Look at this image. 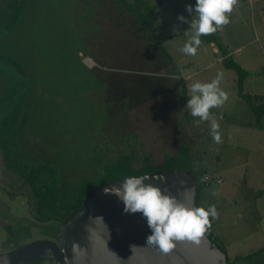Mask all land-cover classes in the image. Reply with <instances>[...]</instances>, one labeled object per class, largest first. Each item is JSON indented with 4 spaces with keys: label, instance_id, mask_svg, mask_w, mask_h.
I'll use <instances>...</instances> for the list:
<instances>
[{
    "label": "rangeland",
    "instance_id": "obj_1",
    "mask_svg": "<svg viewBox=\"0 0 264 264\" xmlns=\"http://www.w3.org/2000/svg\"><path fill=\"white\" fill-rule=\"evenodd\" d=\"M254 1L236 0L226 13L229 23L217 34L228 55L254 72L245 78L244 92L264 100V0ZM146 3L152 6L147 21L118 0H33L11 28L10 40L24 55L35 90L28 94L24 78L21 85L6 82L1 73L9 78L15 70L1 61L0 116L13 109V97L24 85L32 116L17 136L18 158L23 168L40 160L55 167L69 197L81 181H99L105 165L118 157L131 153L133 167L140 168L146 161L161 163L188 143L196 172L210 176V188L200 179L204 201L215 199L214 233L230 258L247 255L264 245V115L255 127L237 95L236 73L223 66L215 43L200 40L194 56L181 51L193 35L194 17L186 9L195 0H137L135 7L144 11ZM76 48L89 53L77 58ZM103 60L125 76L116 87L106 89L109 82L98 77ZM83 65L98 75L87 77ZM218 73L228 99L201 121L191 115L182 87L190 98L194 82L209 83ZM212 120L219 124V143L210 134ZM10 182L20 190L18 180ZM3 197L14 215L29 217L21 196ZM32 228L30 236H10L9 242L43 236V229ZM6 229L0 227V243L7 240Z\"/></svg>",
    "mask_w": 264,
    "mask_h": 264
},
{
    "label": "trees",
    "instance_id": "obj_2",
    "mask_svg": "<svg viewBox=\"0 0 264 264\" xmlns=\"http://www.w3.org/2000/svg\"><path fill=\"white\" fill-rule=\"evenodd\" d=\"M120 1L121 5L127 6L129 3L126 0H118ZM134 4L129 5L130 8L126 10L131 13L133 16L145 15V20L147 21L150 16L146 17V15H150L148 11L152 9V6L148 3L145 4V9L142 11L135 7V3L137 0H133ZM132 1V2H133ZM261 1L255 0L253 3L260 5ZM21 12V7L17 5L16 7V15L11 20V26L16 24L19 21V15ZM7 20V16L4 10L0 9V44L2 43V35L5 33V30L2 29L3 23ZM150 21V19H149ZM70 28V27H69ZM96 28V27H95ZM11 33V32H10ZM10 39V37H9ZM13 39L10 40L11 49L13 50V45L15 41ZM200 40L203 43H215L221 52L223 59L222 64L225 68L234 70L236 73V88H237V95L239 98L246 104L247 108L250 110L253 118H254V125L255 127L260 128L261 119L264 115V100L260 95H251L249 93L244 92L243 90V83L247 76L253 74L254 72L248 70L238 64L232 55H228L227 51L224 49L223 45L219 42L217 31L211 33L209 35L201 36ZM78 42V41H76ZM89 52L85 48H76L75 57L79 58L78 55L84 54L87 55ZM22 53L19 51L11 53V55L7 56L3 53V50H0V62L4 61L8 63L12 68H14L15 72L11 75L15 80L21 81L20 84H23L22 78H24L26 84L29 89V95L33 94L35 90L34 81L29 80L28 74V64L26 59L21 57ZM103 65H98V69L101 73L97 74V69L95 71H89L87 67L83 65L84 68V75L88 76H97L101 77L109 85L106 86V89H109L110 86L116 87L115 81L117 78L119 80H123L125 77L122 76L120 72V68L117 71L116 67L107 66L110 63L104 62ZM25 62V63H24ZM83 64V63H82ZM110 68L113 70L106 69ZM107 70V71H106ZM128 75V74H127ZM27 76V77H26ZM20 79V80H19ZM24 85L22 86V92L25 90ZM15 95L12 100L13 109L8 113L5 114L4 117L2 115L0 121V145H2L4 150V155L7 159V167L10 170L15 172H19L25 182L33 192V197L31 198V204H34L37 211H39L40 218L43 221L56 219L59 223H63L68 219V217L78 210L85 200L86 197L91 195L92 191L104 184L110 183L112 181L121 179L127 176H139L143 174H156L165 170L169 169H182L189 173L193 179L195 180L196 186V207H201L200 201L202 199V192L203 188L205 187L204 183L200 179V177L204 176L206 183L209 182L210 176L203 175L205 170L201 172H196L194 168V161L190 156L191 148L190 145L184 142L178 151L172 155L165 156L163 161L159 164H153L150 161H146L145 164L140 168H134L132 165L133 162V155L128 153L121 157H118L114 161L106 164L104 167L103 176L100 177L99 181L92 182L90 180H83L77 186L74 194L69 197L66 195L63 188L60 186L58 178V172L55 167L51 166L49 163H45L44 161H39L37 164H32L30 166H26L25 168L22 167L20 163L14 161L10 149L16 148L18 145L16 144L17 136L19 137L20 133L24 131L26 125L30 122L32 116V104L28 102L30 98L28 96H24L22 94ZM115 94V92H113ZM182 96H184L185 101L190 99L186 97V89L183 85ZM31 101V99H30ZM20 118V120H19ZM14 145V147H13ZM15 162V163H14ZM200 163V161H198ZM201 164V163H200ZM202 165V164H201ZM205 183V184H206ZM206 187L209 186L207 183ZM59 230V229H58ZM208 238L216 244L219 249L225 254L226 264H264V245L257 250L250 252L247 255L241 256L236 255L233 258H230L223 245L219 242V237L208 227L205 229Z\"/></svg>",
    "mask_w": 264,
    "mask_h": 264
},
{
    "label": "water",
    "instance_id": "obj_3",
    "mask_svg": "<svg viewBox=\"0 0 264 264\" xmlns=\"http://www.w3.org/2000/svg\"><path fill=\"white\" fill-rule=\"evenodd\" d=\"M145 181L166 194L196 207V182L182 169H169ZM131 177V176H127ZM125 177L95 188L71 218L61 224L57 242L37 239L0 255V264H141L140 256L151 234L142 213L125 211L123 201L106 189L118 187ZM136 247V248H134ZM134 248V249H133ZM151 264H226L225 254L204 231L199 243L178 242L167 255Z\"/></svg>",
    "mask_w": 264,
    "mask_h": 264
},
{
    "label": "clouds",
    "instance_id": "obj_4",
    "mask_svg": "<svg viewBox=\"0 0 264 264\" xmlns=\"http://www.w3.org/2000/svg\"><path fill=\"white\" fill-rule=\"evenodd\" d=\"M236 0H195L194 6L187 7L192 14L190 28L193 30L191 39L185 43L181 51L188 56L196 55L200 45V37L209 35L229 23L226 13L231 12ZM184 21L185 17H179ZM188 22V21H187ZM220 74L209 83L194 82L191 85V97L186 106L193 117L201 121L209 120V110L222 105L227 99V93L219 88ZM219 124L212 120L210 134L219 143ZM149 176L125 177L118 187L106 189L119 197L126 212L142 213L146 218L151 234L146 238V246L140 256L141 264H151L159 255L169 254L178 242L190 241L199 243L209 217L215 218V207H193L179 201L176 197L166 194L159 187L145 183ZM136 248V247H134ZM133 248V249H134Z\"/></svg>",
    "mask_w": 264,
    "mask_h": 264
},
{
    "label": "flooded vegetation",
    "instance_id": "obj_5",
    "mask_svg": "<svg viewBox=\"0 0 264 264\" xmlns=\"http://www.w3.org/2000/svg\"><path fill=\"white\" fill-rule=\"evenodd\" d=\"M32 1L33 0H0V9L2 8L7 16V20L2 25V29L5 30V33L2 35L3 37H2V43L0 44V50L2 49L3 53L7 56L11 55V52L12 53L17 52V51L21 52V50L11 49V45L9 44L10 43V39H9L10 32H11V28L14 29L15 26L19 24L22 16L25 13V9L28 8V6L30 5ZM17 5L21 7L19 21L16 24L11 26L10 23H11V20L16 15ZM70 18L68 16L66 20L68 21ZM21 57L23 58V61H24L25 58H24L23 53ZM1 77H3L4 80L6 79V82H7V79H9V81L10 79H12L13 82H16L18 85H21L20 84L21 81L15 80L13 77H10V76L8 78V76H6L5 73H1ZM20 92H22V87L19 89L18 94ZM1 118H0V121H1ZM12 149H10V153L14 161L17 163H20L23 166L24 160H21L18 158L19 151H17V148L15 147ZM20 175L21 174L19 172L10 170L9 167H7V159L4 155L3 147L2 145H0V179H2L3 181L4 180L8 181V183L5 182L4 184H0V227H3L4 229L5 228L9 229V231L7 232V240H5L3 243H0V255L8 253L16 249L20 245L30 243L37 239H45V240H50L52 242H57L56 241L57 234H58V231H59L58 229L60 225L67 222L73 215L72 213L66 221H64L63 223H59V224L56 221V219H51V220H46V221L41 220L39 211H37L34 204H31V198L34 196L33 192L30 189V187L27 184H25V182L23 181ZM12 179H14V181L18 180L20 190H17L16 189L17 187L13 185L12 182H10ZM3 196H6L10 200H12L14 196L16 197L21 196L22 199L20 201L24 203L26 209L28 210L29 217H24L22 215H14L11 211L10 202L7 199H4ZM11 222L16 223V224H14L11 227ZM22 224H24L25 226L21 227ZM33 225L38 226L37 228L38 230H40V228L43 229V236L32 238L31 240L25 241L21 244H19L18 242H15V243L9 242L10 236L15 237V236L21 235L22 233L24 234L29 233V236H30L31 231L33 229L32 228ZM35 264H51V263L50 261L44 259V260L37 261Z\"/></svg>",
    "mask_w": 264,
    "mask_h": 264
},
{
    "label": "crops",
    "instance_id": "obj_6",
    "mask_svg": "<svg viewBox=\"0 0 264 264\" xmlns=\"http://www.w3.org/2000/svg\"><path fill=\"white\" fill-rule=\"evenodd\" d=\"M259 1H261V0H259ZM245 81V80H244ZM220 180H218V182H219ZM211 185V184H210ZM210 185L208 186L209 188H210ZM208 188V189H209ZM209 195V194H208ZM209 197V196H208ZM205 199H204V197H202V199H201V201H200V205H201V207H204L205 209H207L208 207H212V206H214V207H216L215 206V199H209L210 201H204ZM209 221H210V223H209V225L207 226L209 229H211L213 232L215 231V223L217 222L213 217H209Z\"/></svg>",
    "mask_w": 264,
    "mask_h": 264
},
{
    "label": "built area",
    "instance_id": "obj_7",
    "mask_svg": "<svg viewBox=\"0 0 264 264\" xmlns=\"http://www.w3.org/2000/svg\"><path fill=\"white\" fill-rule=\"evenodd\" d=\"M205 179H206V177H205Z\"/></svg>",
    "mask_w": 264,
    "mask_h": 264
}]
</instances>
